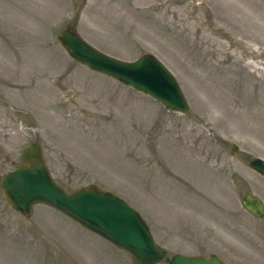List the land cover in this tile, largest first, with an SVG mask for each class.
Wrapping results in <instances>:
<instances>
[{"label": "rangeland", "instance_id": "rangeland-1", "mask_svg": "<svg viewBox=\"0 0 264 264\" xmlns=\"http://www.w3.org/2000/svg\"><path fill=\"white\" fill-rule=\"evenodd\" d=\"M75 25L99 50L159 58L187 113L74 60L59 33ZM39 142L68 191L125 198L175 253L264 264V0H0V264H132L60 210L13 209L1 182ZM233 147L236 148L235 152Z\"/></svg>", "mask_w": 264, "mask_h": 264}, {"label": "water", "instance_id": "water-1", "mask_svg": "<svg viewBox=\"0 0 264 264\" xmlns=\"http://www.w3.org/2000/svg\"><path fill=\"white\" fill-rule=\"evenodd\" d=\"M58 38L73 59L91 70L151 96L170 110L179 113L190 110L178 79L155 55L146 53L134 61L119 59L87 42L74 25H67ZM250 166L264 176V159L253 158ZM1 186L12 207L22 215H29L36 204L56 208L128 252L133 264H159L167 256V249L156 242L141 213L121 196L97 184L71 192L60 185L39 142H31L22 151L20 162L4 175ZM241 202L255 217H264V201L259 196L249 192ZM169 264L225 262L214 253L209 256L176 253Z\"/></svg>", "mask_w": 264, "mask_h": 264}]
</instances>
